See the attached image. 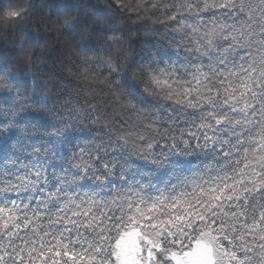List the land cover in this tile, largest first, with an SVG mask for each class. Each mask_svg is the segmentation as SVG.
<instances>
[{
  "label": "snow or ice",
  "instance_id": "snow-or-ice-1",
  "mask_svg": "<svg viewBox=\"0 0 264 264\" xmlns=\"http://www.w3.org/2000/svg\"><path fill=\"white\" fill-rule=\"evenodd\" d=\"M126 7L171 40L111 117L0 67V264H264V0Z\"/></svg>",
  "mask_w": 264,
  "mask_h": 264
},
{
  "label": "trees",
  "instance_id": "trees-1",
  "mask_svg": "<svg viewBox=\"0 0 264 264\" xmlns=\"http://www.w3.org/2000/svg\"><path fill=\"white\" fill-rule=\"evenodd\" d=\"M14 3L24 4L27 11L14 27L0 26V67L25 78L30 93L34 78L46 83L38 92L57 105L94 104L109 117L121 112L116 97L122 90L108 81L139 77L143 58L167 48L171 40L163 17L138 18L128 11L126 5L135 0H0V8ZM64 18L70 29L59 26ZM84 44L92 51L83 53ZM101 57L120 66L121 75L110 74L106 65L98 68Z\"/></svg>",
  "mask_w": 264,
  "mask_h": 264
},
{
  "label": "clouds",
  "instance_id": "clouds-1",
  "mask_svg": "<svg viewBox=\"0 0 264 264\" xmlns=\"http://www.w3.org/2000/svg\"><path fill=\"white\" fill-rule=\"evenodd\" d=\"M27 8L24 4H10L3 8H0V26L5 28L14 27L18 22L22 21L25 17ZM15 13V15H13ZM60 27L71 28L70 21L66 18L61 19ZM86 36H82L81 39L86 40Z\"/></svg>",
  "mask_w": 264,
  "mask_h": 264
}]
</instances>
